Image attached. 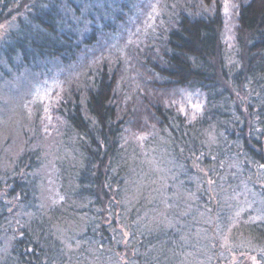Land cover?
I'll use <instances>...</instances> for the list:
<instances>
[{
  "label": "trees",
  "instance_id": "obj_1",
  "mask_svg": "<svg viewBox=\"0 0 264 264\" xmlns=\"http://www.w3.org/2000/svg\"><path fill=\"white\" fill-rule=\"evenodd\" d=\"M198 1L0 0V264H264V0Z\"/></svg>",
  "mask_w": 264,
  "mask_h": 264
},
{
  "label": "rangeland",
  "instance_id": "obj_2",
  "mask_svg": "<svg viewBox=\"0 0 264 264\" xmlns=\"http://www.w3.org/2000/svg\"><path fill=\"white\" fill-rule=\"evenodd\" d=\"M174 1L178 2V0H174ZM199 4H200V2L198 1V5ZM224 4H225L224 18L227 21V27L225 26L223 37L227 41L230 38L231 30L234 28L236 1L235 0H224ZM153 13H156V10H153ZM134 15L131 17V19L127 25L134 24ZM119 28H121V25H119ZM152 28H153V21L151 20L148 23V26L145 27V32L149 34V32L151 31ZM124 30H126V28H124V27L122 29H120V31H124ZM148 37L150 38V36H148ZM119 38H120V32H119L118 39ZM115 43H117V40H115ZM144 45L145 44H143V46ZM118 51L120 52L121 57L123 58L124 63L126 64V62L128 60V58H127L128 54L121 48H118ZM133 53H134V51H133ZM133 53H131V55ZM76 63L80 68L71 69L70 72L67 71L68 75L70 77H73V78H79L78 76H80L81 72H84V70H88V68L90 66L93 67V64L87 66V64L89 63V58L85 59V58L81 57L79 60H76ZM59 72L65 73L66 69L61 70ZM65 88H66V84L64 85L59 79H55L53 77L49 78L48 76H46L44 78V82H42V83L35 81V80H32L27 84H23L24 91L22 92V95L28 97L29 102L32 105L43 104V110H45L46 112L50 111V114H51V110H52V107L55 103V100L59 99L60 96H62ZM56 93H58V95H55ZM21 103L24 104V102L22 101V98L19 94H16V96H13V98L9 102L10 106L14 110H16L18 108L20 109ZM29 110H30V112L32 111V109H29ZM126 113L127 112H122L121 114L123 115ZM46 117L48 120H50L49 115H47ZM1 121H2V118L0 117V122ZM0 130L2 131L1 126H0ZM0 134H3V133L1 132ZM8 153H9V151H8ZM51 191H52V193H50L49 197H52L56 194V191L54 190L53 187H51Z\"/></svg>",
  "mask_w": 264,
  "mask_h": 264
}]
</instances>
